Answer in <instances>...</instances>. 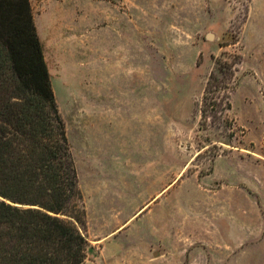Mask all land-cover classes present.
Wrapping results in <instances>:
<instances>
[{
	"label": "rangeland",
	"instance_id": "1",
	"mask_svg": "<svg viewBox=\"0 0 264 264\" xmlns=\"http://www.w3.org/2000/svg\"><path fill=\"white\" fill-rule=\"evenodd\" d=\"M29 2L83 195L80 264H264V0ZM235 55L231 128L200 129Z\"/></svg>",
	"mask_w": 264,
	"mask_h": 264
},
{
	"label": "trees",
	"instance_id": "2",
	"mask_svg": "<svg viewBox=\"0 0 264 264\" xmlns=\"http://www.w3.org/2000/svg\"><path fill=\"white\" fill-rule=\"evenodd\" d=\"M199 128H231L240 58H219ZM215 146V145H213ZM83 195L29 0H0V264H80Z\"/></svg>",
	"mask_w": 264,
	"mask_h": 264
},
{
	"label": "water",
	"instance_id": "3",
	"mask_svg": "<svg viewBox=\"0 0 264 264\" xmlns=\"http://www.w3.org/2000/svg\"><path fill=\"white\" fill-rule=\"evenodd\" d=\"M207 37H211V36L208 34Z\"/></svg>",
	"mask_w": 264,
	"mask_h": 264
}]
</instances>
